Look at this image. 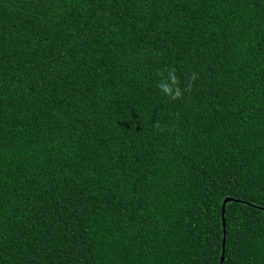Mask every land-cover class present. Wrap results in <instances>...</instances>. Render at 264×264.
Returning <instances> with one entry per match:
<instances>
[{"label":"trees","instance_id":"trees-1","mask_svg":"<svg viewBox=\"0 0 264 264\" xmlns=\"http://www.w3.org/2000/svg\"><path fill=\"white\" fill-rule=\"evenodd\" d=\"M224 237L264 264V0H0V264H219Z\"/></svg>","mask_w":264,"mask_h":264},{"label":"clouds","instance_id":"clouds-1","mask_svg":"<svg viewBox=\"0 0 264 264\" xmlns=\"http://www.w3.org/2000/svg\"><path fill=\"white\" fill-rule=\"evenodd\" d=\"M177 78L175 75L170 74V81H165L159 85L161 91L174 98H179L182 95L181 89L177 86Z\"/></svg>","mask_w":264,"mask_h":264},{"label":"water","instance_id":"water-1","mask_svg":"<svg viewBox=\"0 0 264 264\" xmlns=\"http://www.w3.org/2000/svg\"><path fill=\"white\" fill-rule=\"evenodd\" d=\"M231 198L230 197H227L225 200H224V203H223V221H224V226H225V207H226V203L230 200ZM224 231H226V227L224 228ZM225 245H226V237H224V249H223V253H222V258H221V261L219 264H223V261L225 259Z\"/></svg>","mask_w":264,"mask_h":264}]
</instances>
